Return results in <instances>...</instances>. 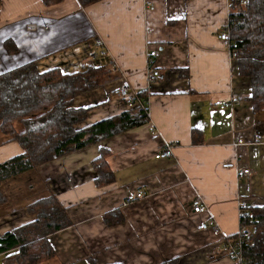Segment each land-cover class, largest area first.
Wrapping results in <instances>:
<instances>
[{"label": "crops", "instance_id": "crops-1", "mask_svg": "<svg viewBox=\"0 0 264 264\" xmlns=\"http://www.w3.org/2000/svg\"><path fill=\"white\" fill-rule=\"evenodd\" d=\"M149 1L147 8L145 0L86 7L77 0H0V73L28 63L62 74L108 65L116 77L74 100L77 108H91L82 126L126 111L117 95L123 79L144 92L149 113L144 125L5 185L16 210L0 209V237L34 221L22 207L46 192L66 209L71 225L47 236L55 257L44 264H235L223 239L240 230L238 202L264 205V109L253 112L251 82L219 38L229 0ZM154 50L158 76L149 80L147 54ZM216 101L232 108L220 110ZM165 145L172 156L156 159ZM102 149L115 181L98 188L92 162ZM21 153L0 133V163ZM242 169L252 172L247 182L237 179ZM139 190L146 198L125 204ZM196 199L206 212H192ZM115 210L123 221L107 226L103 216ZM16 252L1 253L0 264Z\"/></svg>", "mask_w": 264, "mask_h": 264}, {"label": "trees", "instance_id": "trees-1", "mask_svg": "<svg viewBox=\"0 0 264 264\" xmlns=\"http://www.w3.org/2000/svg\"><path fill=\"white\" fill-rule=\"evenodd\" d=\"M61 0H44L53 5ZM86 7L100 0H77ZM228 30L230 52L238 74L251 82L249 101L254 113L264 109V0H229ZM187 76V75H186ZM116 76L108 65H89L74 74L58 70L40 72L33 63L0 73V133L15 141L20 155L0 163V208L8 203L3 185L36 171L44 164L114 137L149 121L141 108L82 126L91 108H77V96L93 91ZM138 96L146 101L144 92ZM193 145L201 143L199 132L192 131ZM108 152L100 150L92 162L95 186L102 188L115 181L109 168ZM35 220L0 237V254L16 249L6 264H44L55 255L47 236L71 225L58 200L49 192L25 206ZM9 213V212H6ZM239 229L251 232L243 240L242 254L252 264H264V205L241 208ZM5 214V212H4ZM107 226L123 221L120 211L103 216ZM236 236H229L228 240Z\"/></svg>", "mask_w": 264, "mask_h": 264}, {"label": "built area", "instance_id": "built-area-1", "mask_svg": "<svg viewBox=\"0 0 264 264\" xmlns=\"http://www.w3.org/2000/svg\"><path fill=\"white\" fill-rule=\"evenodd\" d=\"M152 4L149 0H145V7H151ZM27 29L34 30L36 27L34 25L27 26ZM44 29H47L46 26H44ZM220 40L227 42L229 48V30L228 26H226L225 30H223L219 34ZM158 55V50L150 51L147 54V70H148V78L149 80H152L153 78L158 76V72L153 70V62L154 58ZM118 97L124 101L125 108L127 110L131 108H141L146 112L147 117L149 118L147 103L145 100L141 99L138 96V93H136L131 85L123 79L118 87L117 90ZM215 107H217L220 110L232 108V103H225L222 101H216L214 104ZM257 142H260V140H257ZM241 142H237L236 146L239 145ZM172 156V148L170 145H165L160 151L155 155L156 159L159 158H169ZM250 169H242L237 172V179L239 182H247L250 175H251ZM146 198L145 192L139 190L135 192L134 194H130L125 199V204H131L135 201L142 200ZM239 206V216L242 215L241 208L247 207L246 201L244 199L239 200L238 202ZM192 212L193 213H204L206 212V206L198 199L192 202L191 204ZM209 225L211 227L215 228L214 222H209ZM251 237V232L248 230L241 229L236 234V236L228 240V238H224V250L226 256H228L235 264H252L249 260L245 259L242 254V243L243 240L249 239Z\"/></svg>", "mask_w": 264, "mask_h": 264}, {"label": "rangeland", "instance_id": "rangeland-1", "mask_svg": "<svg viewBox=\"0 0 264 264\" xmlns=\"http://www.w3.org/2000/svg\"><path fill=\"white\" fill-rule=\"evenodd\" d=\"M5 185H7V183L5 184ZM5 185H3V188H2V190H3V193L6 195V197H7V200L9 201V199H12L14 196H11V194L9 195V188L10 187H8L7 188V186H5ZM14 188V186H12L11 187V189H13ZM10 202V201H9ZM9 202L5 205V206H3V208L4 209H7V208H9L10 210L9 211H7V212H9V213H11V212H13V211H15L16 209H15V207H14V209H12V207L14 206H9L8 204H9ZM26 204L27 203H25L24 204V206L22 207V208H24L25 210H26V208H25V206H26ZM9 206V207H8ZM1 209V208H0ZM3 210V209H2Z\"/></svg>", "mask_w": 264, "mask_h": 264}]
</instances>
